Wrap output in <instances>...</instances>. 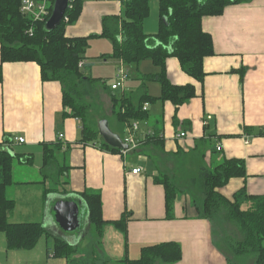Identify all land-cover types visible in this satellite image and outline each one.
Here are the masks:
<instances>
[{"label": "crops", "instance_id": "1", "mask_svg": "<svg viewBox=\"0 0 264 264\" xmlns=\"http://www.w3.org/2000/svg\"><path fill=\"white\" fill-rule=\"evenodd\" d=\"M82 1L78 20L66 26L67 36L100 34L105 16L123 14L119 0ZM156 7L158 2L153 3L157 15ZM158 23L159 16L151 30L147 26L145 29L142 23L144 32L155 34ZM201 25L213 39V53L203 59V79L198 81L187 75L174 56L165 61L166 78L177 85H194L195 95L178 107L169 100L144 103L147 118L132 120L123 127L111 112L108 92L118 97L132 92L139 85L140 75L156 73V67L147 60L141 61L138 67L128 66L121 60L123 65L114 67L113 71L125 68L126 78H130L133 85L128 91L124 86L118 88L121 89L119 93L110 85L115 74L94 77L89 74L91 64L86 58L82 61L85 74L99 79L95 83V94L99 93L103 102L102 105L100 101L103 113L93 117L99 134L95 141H80L81 120L64 114L69 108H63L59 81H43L40 67L34 61L2 63L0 143L7 138L11 140L8 144L13 154L19 156L14 160L23 166L32 165L33 175L40 177L39 182L28 177L23 179V187L36 191V207L28 208L24 214H17L14 207L7 218L11 223L38 222L47 234L31 249H9L5 234L0 232V264H69L65 257L53 255V244L60 238L77 247L92 229L86 205L79 198L85 191L99 193L104 223L102 234L94 233L93 241H87L83 249H78L74 258H90L98 252L108 258L106 264H121L119 260L126 257L138 258L144 245L175 241L180 244L182 257L172 264H228L219 249L218 225L199 215L198 204L187 193H177L173 216L167 219L164 187L154 181L162 173L156 157L183 158L191 155V150L196 152V145L201 144L205 164L242 158L246 175L230 178L220 192L232 198L234 192L244 187L248 195H264V0L228 4L221 15L204 16ZM106 61L107 58L103 59ZM147 84L150 96L160 94V84L156 81ZM101 119L107 120L108 127L122 142L127 125L137 122L139 129L134 137L140 145L125 154L120 148L111 152L102 147L101 141L106 142L98 131ZM146 131L153 135L157 132L162 144L148 142ZM182 132L185 133L183 137H178ZM15 136L24 137V142L16 143ZM52 143L60 145L55 151L56 163L43 173V144ZM218 144L220 150L215 148ZM27 156L32 158L30 163L25 160ZM135 167L141 172L132 174L131 169ZM8 187L6 195L13 199ZM62 199L78 203L79 215L83 210L85 228L83 222H79L78 231L72 232H65L58 226L50 203ZM122 216L127 218L125 230L114 223Z\"/></svg>", "mask_w": 264, "mask_h": 264}, {"label": "trees", "instance_id": "2", "mask_svg": "<svg viewBox=\"0 0 264 264\" xmlns=\"http://www.w3.org/2000/svg\"><path fill=\"white\" fill-rule=\"evenodd\" d=\"M123 5V14L108 15L102 19L100 34L86 37L67 36L66 26L76 22L82 9V0H69L64 16L59 25L52 30L45 29L47 16L43 21H33L23 15L20 0H0V81L2 63L6 61H34L41 71L43 81H59L62 85V103L64 114L81 120V140L95 141L98 137L96 121L89 114L90 102L86 97L96 93L97 78L84 72V51L88 39L92 36H105L112 42V56L121 59L126 65L138 67L143 60H150L156 67V73L140 75L138 87L132 92L119 97L109 93L112 110L118 125L123 127L132 120L146 119L144 103L160 100L171 101L175 107L195 95L192 84L177 85L166 78L165 61L167 57L178 59L180 69L187 75L201 81L205 75L203 59L213 53V39L205 32L201 19L208 15H221L228 4L249 0H157L159 23L155 34L144 32L142 23L149 15L151 0H119ZM67 17V20L64 18ZM166 19L167 24L164 23ZM32 30L29 33V30ZM108 58V57H107ZM89 65H85L88 69ZM101 80V79H100ZM148 81L160 84V94L150 96ZM148 142L161 145L157 132L147 138ZM8 138L0 143V232L5 234L9 249H31L46 233L38 222L11 223L7 214L15 207V201L6 195V188L13 183V160L19 158L13 154ZM6 143V144H5ZM101 146L109 151H119L101 141ZM42 171L55 164V151L60 146L43 144ZM201 144H197L199 161L204 163ZM31 156L25 159L30 163ZM47 168V169H46ZM156 183L165 190V212L167 219L173 216L176 195L183 192L172 180L160 173ZM246 175L245 162L242 158H226L210 164L209 168L198 166L197 173L188 179L203 197L196 211L205 219L218 225L219 249L225 254L228 264H264V195H248L241 187L232 194L224 196L220 189L227 185L230 178ZM51 192L50 189L48 193ZM184 193V192H183ZM85 203L89 225L92 231L102 234L101 198L99 193L85 191L79 195ZM126 216L114 222L125 230ZM74 244L57 238L53 244V255L65 257L69 264H106L108 258L96 252L92 257L74 258ZM73 256V257H72ZM136 259L124 258L121 264H172L182 257L178 242H159L144 245Z\"/></svg>", "mask_w": 264, "mask_h": 264}, {"label": "rangeland", "instance_id": "3", "mask_svg": "<svg viewBox=\"0 0 264 264\" xmlns=\"http://www.w3.org/2000/svg\"><path fill=\"white\" fill-rule=\"evenodd\" d=\"M157 3V0H151L150 1V7L149 9V15L144 18V27L147 29L149 27V30H151L152 26L155 23L156 18L159 16V12H157V7H156V12L153 11V3ZM158 21V20H157ZM147 26V27H146ZM112 43L110 42V39H108L105 36H92L88 39V46L86 47L84 51V57L86 58V61L91 64V69H90V75L94 77H110V75L115 74L114 67H118L123 65L121 63V59L117 57H113L112 55ZM108 57V58H107ZM107 58L106 62H103V59ZM146 62V60H144ZM147 62H150V60H147ZM149 63V64H150ZM151 65H153L151 63ZM154 66V65H153ZM146 67V63H145ZM115 68V69H116ZM114 70V71H113ZM125 88V91H128L132 87V81L130 78H126L122 84ZM91 86L95 87V84H92ZM119 93H121V89H118ZM96 92V91H95ZM97 93V92H96ZM101 93V92H100ZM87 100L90 102V111L89 114L95 118L99 117V113H103V110L101 107V103L103 105V102L101 100V96L98 94L93 93L92 96L86 97ZM101 101V103H100ZM94 114L95 116H93ZM15 149H19L18 147H15ZM196 152H192L191 150V155H186L183 158H176L175 160L170 158L169 160L167 159H162L160 157H156V160L158 162V166L160 169V172L165 174L167 177H172L173 182L185 193L188 194V196L196 201V203L199 205L200 200L203 198L199 192L196 191L195 187H192V183L188 180L190 178V175L193 173H197L198 166L203 165L206 168L210 167V164H201V161H199L198 154L195 155ZM33 166H23L22 164L20 165L16 160H14V166H13V174L12 178L15 183L10 185L9 188V195L15 199L16 206L15 210L17 214H24L25 212H28V208H34L36 207V197L34 196L35 189H26L23 187L24 185V180L27 177L31 178L33 180H36L39 182L40 177H36L33 175L35 172L31 170ZM28 170V171H27ZM162 175L159 173L158 177H161ZM52 184V181L50 182ZM184 194V193H183ZM47 203H49V195L47 199L45 200V206L47 207ZM55 204V201H52L50 203L51 208H53ZM44 206V207H45ZM43 207V209H44ZM34 212V211H33ZM54 212V211H53ZM32 214H30V217ZM79 222H83V210L81 211L79 215ZM83 228H85V224L83 222ZM79 230V229H78ZM76 230V231H78ZM85 239L80 243L77 247L76 250H80V248L83 249L84 244L88 241L91 242L94 239V232L92 229H90V232L87 233V235L84 237ZM81 249V250H82ZM82 253V251H81ZM74 256V255H73ZM72 256V257H73ZM250 264V263H248ZM252 264V263H251Z\"/></svg>", "mask_w": 264, "mask_h": 264}, {"label": "water", "instance_id": "4", "mask_svg": "<svg viewBox=\"0 0 264 264\" xmlns=\"http://www.w3.org/2000/svg\"><path fill=\"white\" fill-rule=\"evenodd\" d=\"M68 3L69 0H54L50 16L45 22L46 30H52L59 25L64 16ZM163 20L164 23L167 24L166 19ZM98 131L109 146L120 149L128 148V144L122 142L120 136L108 127V122L106 119H101L98 122ZM53 211L54 220L63 231L72 232L79 227V205L74 200L62 199L56 201L53 206Z\"/></svg>", "mask_w": 264, "mask_h": 264}, {"label": "built area", "instance_id": "5", "mask_svg": "<svg viewBox=\"0 0 264 264\" xmlns=\"http://www.w3.org/2000/svg\"><path fill=\"white\" fill-rule=\"evenodd\" d=\"M54 0H20V6L19 10L20 12L30 18L33 21H43L47 16L50 15L52 7H53ZM67 20V17L64 18ZM32 30H29V33H31ZM83 62H79V66H82ZM115 73V80L110 84L112 89H118L123 87L124 79L127 76V70L124 68H119L116 70ZM137 122H132L129 125H127L126 133L123 138V142L128 144V148L122 149L121 153L125 154L126 151L129 149L137 148L140 145V141H137L134 137V133L139 129ZM185 133H179L178 137H183ZM62 135H60L61 137ZM146 137L153 136V132L150 133L146 131L145 133ZM13 140L16 143H23L24 137L22 136H15ZM246 143L248 140H245ZM217 150H220V145H216L215 147ZM132 174H138L141 172L139 167H135L131 169Z\"/></svg>", "mask_w": 264, "mask_h": 264}]
</instances>
